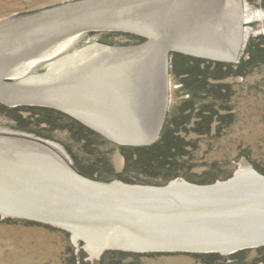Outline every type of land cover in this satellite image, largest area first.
I'll use <instances>...</instances> for the list:
<instances>
[{
    "label": "bare ground",
    "instance_id": "bare-ground-1",
    "mask_svg": "<svg viewBox=\"0 0 264 264\" xmlns=\"http://www.w3.org/2000/svg\"><path fill=\"white\" fill-rule=\"evenodd\" d=\"M261 16L245 0H82L7 19L0 22V102L58 108L115 142L148 143L158 139L170 103L167 49L180 46L187 52L223 60L242 57L250 37L245 25ZM73 17L87 22L84 31L70 33ZM92 29H119L150 37L138 45L99 43L89 47L73 56L75 66L65 69L63 75L47 74L46 84L32 74L31 60L44 63L57 58ZM82 100L98 104L100 110L76 108ZM33 136L0 127L3 218L49 222L74 234L75 240L84 238L93 258L109 248L136 249V244L120 229L112 230V237H100L99 232L94 235L83 229V219L69 212L64 205L68 201L61 196H81L78 193L82 190L96 195L101 187L78 178L62 145L49 139L39 142ZM239 179L255 189L264 188V176L250 168L242 166L233 178ZM233 180L224 185H232ZM185 181L174 180L169 188L184 190ZM119 182L114 181L105 189L151 190V186L130 187L131 184Z\"/></svg>",
    "mask_w": 264,
    "mask_h": 264
},
{
    "label": "rangeland",
    "instance_id": "rangeland-1",
    "mask_svg": "<svg viewBox=\"0 0 264 264\" xmlns=\"http://www.w3.org/2000/svg\"><path fill=\"white\" fill-rule=\"evenodd\" d=\"M78 1L82 0H0V22L11 18H19L44 12ZM245 2L255 10H259L262 15L261 19L245 25L246 32L251 31L249 42L254 41V43L260 46L264 44V0H245ZM261 37L263 39H260ZM138 38L140 37L134 34L110 31L90 32L86 35H80V39L68 50L58 55L59 57L57 56V58L44 63L37 59L31 60L33 62L31 72L32 74L40 76L39 78L43 79L44 83L47 82V74L55 72L56 74L63 75L66 71L65 69H72L75 66L76 58L73 56L89 47L99 43L110 45H138L146 41V39L138 40ZM246 51L247 48L240 62H247L249 60V55ZM173 57L174 55L171 53V61L169 63L170 103L166 121L173 116L180 104L188 99L187 93L173 72ZM73 58L74 60H72ZM246 72L247 74L244 77H233L223 82L230 87L224 88L227 91V96H224L222 101L215 104L214 101L212 102V99L207 100V103L212 104V106L214 104L215 106H222V108H217L221 116L225 112L227 113L223 109H232L234 118L232 119L233 124L227 128V132L223 136L218 137L215 135L216 132H213L214 135L211 137L196 142L198 143L196 150H190L189 157L185 161H187L188 175L195 180L217 178L218 181H225L226 179L224 180V178L229 176L233 177L242 166L248 169L250 168L264 176V172L261 171V169L264 170V63L256 64L250 69H247ZM5 83L10 84L14 83V81H5ZM101 102L100 104H103ZM198 103L199 107H201L203 104H206V101L204 100V102ZM97 105H90L82 100L76 108L100 110L98 109L100 107ZM74 119L77 120L76 118ZM222 120L225 122L224 119ZM77 121L96 132L101 137L100 139L108 142L107 144H102V140L100 141L99 139L97 142L99 144L97 151L102 154L112 153L111 158L115 170L117 172H123L125 159L119 151V146L121 145H118L79 119ZM120 123L123 124L122 126H125L124 122ZM0 127L9 130L24 131L17 129L18 125L14 120L1 114ZM216 127L217 123L214 125V130ZM29 128L39 132L44 137L41 135L37 136L55 141L60 145H63V142L68 143L70 140L69 134L63 130H52L43 125L36 124L30 125ZM196 139L194 134H191L188 138V140L192 141H197ZM71 142L69 144L70 146L72 145L71 147L75 153L82 157V153L77 151L78 147L74 146L75 144ZM179 180L185 179L182 178ZM114 181L120 180L116 179L112 182ZM192 184L199 185L197 183ZM143 186L149 185L144 184ZM86 242L82 237L75 240L74 234L62 228L45 223H38L28 218L13 216L3 218V215L0 213V264H109L111 260H114L116 264H257L261 263V260L258 258L262 255V249H254L241 252L232 257H212L209 255H191L185 253H156L145 255L133 253L130 256L122 258L120 255H105L108 252V249H106L99 257L93 258L87 249Z\"/></svg>",
    "mask_w": 264,
    "mask_h": 264
},
{
    "label": "water",
    "instance_id": "water-1",
    "mask_svg": "<svg viewBox=\"0 0 264 264\" xmlns=\"http://www.w3.org/2000/svg\"><path fill=\"white\" fill-rule=\"evenodd\" d=\"M225 18H228L227 15H225ZM73 19L78 22L69 23L68 30L70 33H74L76 30L84 31L88 25L87 22H82L83 19L80 21L78 17H73ZM106 31L108 30L92 29L88 33ZM110 32L134 34L146 39V41L150 37L146 34L119 29H114V31ZM248 43L249 39L245 44L244 53ZM184 50L185 48L180 46L168 48L169 63L171 61V53L172 55L183 54L227 64H239L242 58L236 56L232 60H223V58L207 57ZM167 97H169L168 90ZM1 104L10 108L22 106L54 108L41 104ZM55 109L76 118L61 109ZM167 116L168 109L165 110V117L158 139L165 126ZM33 137L34 140L39 142H47V139L37 135ZM158 139H153L143 144L136 142L116 143L121 146L147 147L156 143ZM64 149L67 152L65 147ZM67 154L78 178L96 183L101 187L96 195L85 194L84 190L78 193L81 196L76 193L63 194L64 197H61L64 201H68L67 205L65 203L64 205L69 212L83 219L81 221L86 227L83 228L86 232L88 230L94 235L99 232L100 234L98 235L100 237L106 235L112 237L113 234H110V232L114 229H120L132 239L137 247L132 250L116 248L108 249V251L134 254L185 253L232 256L246 250L264 248V188L255 189L250 187L243 179L233 180L236 173L229 180L218 181L211 185H196L185 181L186 189L179 191L169 188L172 182L166 186H151L150 191L140 189L110 191L105 188L110 186L112 182H102L83 175L75 167L74 160L70 154L68 152ZM230 180H233L232 185H224ZM220 183L223 185H220ZM121 185H123V182ZM130 187L143 188L142 186L134 185H130ZM82 194H85V197ZM102 195L108 196L103 197ZM34 221L55 227L49 222Z\"/></svg>",
    "mask_w": 264,
    "mask_h": 264
},
{
    "label": "trees",
    "instance_id": "trees-1",
    "mask_svg": "<svg viewBox=\"0 0 264 264\" xmlns=\"http://www.w3.org/2000/svg\"><path fill=\"white\" fill-rule=\"evenodd\" d=\"M138 40L143 39L138 38ZM246 52L249 55V60L239 64L207 61L182 54H174L173 72L182 84L188 99L181 103L173 116L166 121L161 136L156 143L147 147L119 146V151L125 159L123 172L115 170L111 158L112 153L102 154L97 151L99 146L97 142L101 137L96 132L59 110L30 106L9 108L0 103V114L14 120L18 125L17 129L24 130V132H33L32 134L35 135L41 134L29 128L32 124L67 132L70 138L69 142L72 141L75 144L74 146L78 147L77 151L82 153V157L75 153L69 142H63V145L75 161V167L83 175L92 179L102 182H112L118 179L133 185L166 186L174 180L183 178L191 183L211 185L218 182L217 178L195 180L188 175L187 161L185 160L189 157L190 150L198 148L196 142L211 137L214 135L213 132H216V136L221 137L227 132V128L233 124L234 114L232 109H223L227 113L225 112L222 117L217 109L222 108V106H215V104L222 101L224 96H227V91L224 88L230 86L223 83L225 80L233 77H244L247 74V69L256 64L264 63V44L259 46V44L251 41ZM208 99H212L215 104L212 106V104L207 103ZM201 100L203 102L205 100L206 104L199 107L198 102H202ZM216 123L217 127L214 130ZM191 134L196 136L197 141L188 140ZM101 142L102 144L108 143L106 140ZM261 171L264 172L262 169ZM230 178L232 177H226L224 180ZM261 249L264 250V248L257 250ZM132 254L120 251L105 253V255H120L122 258ZM191 255L221 256L218 254ZM109 264L116 263L111 260Z\"/></svg>",
    "mask_w": 264,
    "mask_h": 264
},
{
    "label": "flooded vegetation",
    "instance_id": "flooded-vegetation-1",
    "mask_svg": "<svg viewBox=\"0 0 264 264\" xmlns=\"http://www.w3.org/2000/svg\"><path fill=\"white\" fill-rule=\"evenodd\" d=\"M248 4V3H247ZM249 5V4H248ZM250 6V5H249ZM251 7V6H250ZM253 8V7H252ZM250 23H252V22H250ZM250 30H251V28H250ZM251 33V31L249 32V34ZM263 251V252H262ZM261 251V253H262V255H260L259 256V258L258 259H260L261 260V263H257V264H264V250H262ZM224 257H232V256H228V255H224Z\"/></svg>",
    "mask_w": 264,
    "mask_h": 264
}]
</instances>
